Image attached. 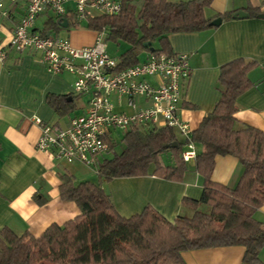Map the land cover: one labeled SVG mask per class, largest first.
<instances>
[{"label":"trees","instance_id":"1","mask_svg":"<svg viewBox=\"0 0 264 264\" xmlns=\"http://www.w3.org/2000/svg\"><path fill=\"white\" fill-rule=\"evenodd\" d=\"M211 1L120 0L116 14L94 15L77 25L104 30L105 41L127 43L118 62V67H125L137 62L141 50L171 53L170 33L205 30L213 27L208 23L215 17L234 18L236 10L207 16ZM243 10L247 17L261 12L257 6ZM63 18L64 14L54 13L42 33L57 34ZM69 23L75 25L72 20ZM254 64L234 58L220 65L219 99L188 138L179 139L168 126H133L120 138L105 139L104 151L112 155L97 160L96 181L74 182L71 173L60 172L59 195L73 201L79 214L61 224H49L37 236L1 228L0 264H186L183 251L233 245L244 249L240 264H264L259 256L264 248V222L254 217L264 204V131L234 116L236 98L252 84L247 72ZM73 97L51 94L47 102L63 114L74 109ZM187 140L195 147L192 168L202 176L200 197L182 199L192 213L168 220L145 205L131 215L119 214L102 184L146 174L181 180L188 168L181 156ZM216 155L238 160L242 170L233 185L211 179Z\"/></svg>","mask_w":264,"mask_h":264},{"label":"crops","instance_id":"2","mask_svg":"<svg viewBox=\"0 0 264 264\" xmlns=\"http://www.w3.org/2000/svg\"><path fill=\"white\" fill-rule=\"evenodd\" d=\"M24 6L22 2L10 5L9 17L0 19L3 42H7L15 23L24 13ZM246 6H257L264 11L262 0H212L206 14L212 16ZM72 8L71 1L65 4L67 25L61 26L56 35L69 39L75 46L93 44L96 31L69 23L71 20L75 22ZM53 14L51 9L40 13L35 21L39 16L43 19L38 24L34 21L32 29L42 33L46 21ZM167 39L173 53L188 55L190 74L182 87L178 115L190 131L199 125L219 99L217 79L220 65L234 58L255 62L247 72L252 84L236 98L234 116L240 122L264 131V19L246 16L221 20L219 25L205 30L170 33ZM141 51L144 54L142 58L139 57ZM141 51L136 63L143 61L150 49ZM116 58L119 60V56ZM74 78L68 72L48 71L40 52L33 49L21 52L9 49L5 59L0 61V229L6 226L17 234L27 231L37 236L49 224H61L79 214V208L73 201L64 200L59 195V173L67 171L74 179L77 175V182L89 180L87 170L85 173L76 172L79 171L78 166H89L57 161L50 151L37 150L35 143L40 130L31 119L38 116L47 123L64 128L71 116L82 113L87 96L82 94L85 96L80 102L76 101ZM147 80L156 83L153 77L149 76ZM51 94L74 95L71 99L74 109L68 113H56L47 102V96ZM111 98L115 109L130 111L124 98L120 102L114 94ZM135 102L139 107L150 105L142 97L136 98ZM174 131L182 140L184 136L178 130ZM100 154L97 160L104 157ZM186 162L188 168L178 181L146 174L113 178L105 181L102 187L123 216L139 212L145 205L152 206L168 220L177 215H190L192 209L183 204L182 199L200 197L202 176L193 170L192 159ZM90 168L96 175V169ZM241 170L234 156L216 155L211 179L233 185ZM254 217L264 222V204L256 209ZM243 250L242 246L233 245L187 250L181 255L186 264H240ZM259 256L264 261V248L259 251Z\"/></svg>","mask_w":264,"mask_h":264},{"label":"built area","instance_id":"3","mask_svg":"<svg viewBox=\"0 0 264 264\" xmlns=\"http://www.w3.org/2000/svg\"><path fill=\"white\" fill-rule=\"evenodd\" d=\"M70 1L76 24L94 15L116 14L121 9L120 0H0V19L9 17L10 5H25L7 42L0 38V61L9 49L39 51L48 71L73 74L74 92L87 94L84 111L71 116L64 128L38 116L31 117L40 130L35 148L50 151L57 161L97 169V155L108 148L105 139L114 137L115 130L124 133L133 126L150 124L168 126L188 138L189 126L178 115L182 87L190 74L188 55L148 52L143 61L118 67V58L105 50L104 30L97 32L93 44L75 46L65 37L32 29L40 13L51 9L55 14H65V4ZM149 76L156 83H150ZM112 94L117 96V102L124 98L130 111L115 109ZM139 97L147 99L150 105L137 106L135 99ZM181 156L184 161L193 159L192 141L185 142Z\"/></svg>","mask_w":264,"mask_h":264},{"label":"rangeland","instance_id":"4","mask_svg":"<svg viewBox=\"0 0 264 264\" xmlns=\"http://www.w3.org/2000/svg\"><path fill=\"white\" fill-rule=\"evenodd\" d=\"M42 19H43V17H42V16H39L35 22L38 24V23L41 22ZM61 33H62V32H61ZM126 47H128V44L125 43V42H123V41H120L119 44H116L115 42L110 41V40L105 41V50H106V52H107L110 56H113V57H117V56H119V54H120V53H121ZM143 55H144V54H143V52L141 51L140 54H139V57L142 58ZM85 95L87 96V94H85ZM85 95L79 94V95L77 96V98H76V101H77V102H80L81 97H83V96H85ZM113 131H114V130H113ZM113 135L116 136V138H120V136H122V133H121L120 131H118V130H115ZM117 147H118V146H117ZM118 149H119V148H116V150H118ZM100 155H101V156H104V157H110V156L112 155V153L109 152V151H102ZM89 167H91V166H89ZM89 167L86 168V167H84V166H78L77 169H78L79 171H76V172L80 173V172L82 171L83 173H85L84 170H87L86 172L88 173V177H89L88 179L91 180V181H96V175H95L94 171H92V170H94V169L89 170V169H88ZM91 168H92V167H91ZM91 168H90V169H91ZM73 170H74V169H73ZM76 172L74 171V173H76ZM77 177H78V176L75 175V179H74L75 182H77V181H76Z\"/></svg>","mask_w":264,"mask_h":264},{"label":"water","instance_id":"5","mask_svg":"<svg viewBox=\"0 0 264 264\" xmlns=\"http://www.w3.org/2000/svg\"><path fill=\"white\" fill-rule=\"evenodd\" d=\"M232 16L234 18H244L247 16V13L243 9H240V10H236ZM257 17L264 19V11L259 12L257 14ZM221 20H222L221 17H215L209 21L208 25L209 26H217L220 24ZM66 25H67V20H66V18H63L60 26L66 27ZM172 145H176V142H173Z\"/></svg>","mask_w":264,"mask_h":264}]
</instances>
